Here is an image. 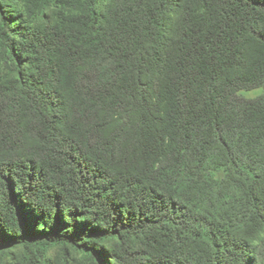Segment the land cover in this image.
I'll list each match as a JSON object with an SVG mask.
<instances>
[{"label":"trees","instance_id":"obj_1","mask_svg":"<svg viewBox=\"0 0 264 264\" xmlns=\"http://www.w3.org/2000/svg\"><path fill=\"white\" fill-rule=\"evenodd\" d=\"M57 247L264 264V0H0V256Z\"/></svg>","mask_w":264,"mask_h":264},{"label":"rangeland","instance_id":"obj_2","mask_svg":"<svg viewBox=\"0 0 264 264\" xmlns=\"http://www.w3.org/2000/svg\"><path fill=\"white\" fill-rule=\"evenodd\" d=\"M262 91V89H255L252 91H243L241 94L248 98H254L261 94ZM218 176H221V173H219ZM23 255V249L12 251L11 254L4 257L0 256V264H11L13 263V257L14 260H19L23 257ZM38 260L40 261L38 264H82L81 255L69 250L67 257H65L63 250L60 247L48 251L45 258H39Z\"/></svg>","mask_w":264,"mask_h":264}]
</instances>
